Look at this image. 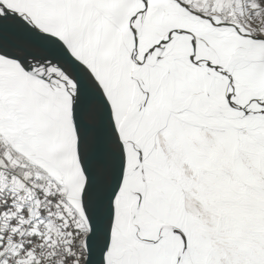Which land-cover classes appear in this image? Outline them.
<instances>
[{
    "label": "snow or ice",
    "instance_id": "snow-or-ice-1",
    "mask_svg": "<svg viewBox=\"0 0 264 264\" xmlns=\"http://www.w3.org/2000/svg\"><path fill=\"white\" fill-rule=\"evenodd\" d=\"M0 264H264V0H0Z\"/></svg>",
    "mask_w": 264,
    "mask_h": 264
}]
</instances>
